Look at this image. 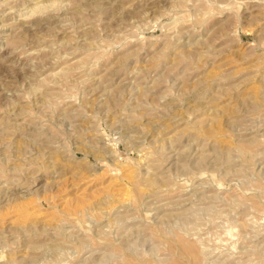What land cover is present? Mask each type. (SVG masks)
I'll use <instances>...</instances> for the list:
<instances>
[{"label":"rangeland","instance_id":"obj_1","mask_svg":"<svg viewBox=\"0 0 264 264\" xmlns=\"http://www.w3.org/2000/svg\"><path fill=\"white\" fill-rule=\"evenodd\" d=\"M0 264H264V0H0Z\"/></svg>","mask_w":264,"mask_h":264}]
</instances>
